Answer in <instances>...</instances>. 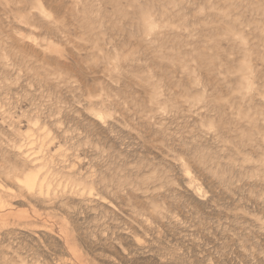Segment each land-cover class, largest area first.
Returning a JSON list of instances; mask_svg holds the SVG:
<instances>
[{"label":"rangeland","instance_id":"1","mask_svg":"<svg viewBox=\"0 0 264 264\" xmlns=\"http://www.w3.org/2000/svg\"><path fill=\"white\" fill-rule=\"evenodd\" d=\"M0 264H264V0H0Z\"/></svg>","mask_w":264,"mask_h":264},{"label":"bare ground","instance_id":"2","mask_svg":"<svg viewBox=\"0 0 264 264\" xmlns=\"http://www.w3.org/2000/svg\"><path fill=\"white\" fill-rule=\"evenodd\" d=\"M36 179V178H35ZM38 184V183H37ZM35 185V180L29 182V189H34L33 186ZM27 187V186H26Z\"/></svg>","mask_w":264,"mask_h":264}]
</instances>
